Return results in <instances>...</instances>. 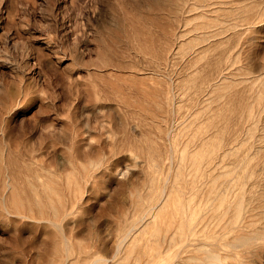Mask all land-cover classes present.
I'll list each match as a JSON object with an SVG mask.
<instances>
[{
  "label": "rangeland",
  "instance_id": "rangeland-1",
  "mask_svg": "<svg viewBox=\"0 0 264 264\" xmlns=\"http://www.w3.org/2000/svg\"><path fill=\"white\" fill-rule=\"evenodd\" d=\"M91 263L264 264V0H0V264Z\"/></svg>",
  "mask_w": 264,
  "mask_h": 264
},
{
  "label": "bare ground",
  "instance_id": "bare-ground-1",
  "mask_svg": "<svg viewBox=\"0 0 264 264\" xmlns=\"http://www.w3.org/2000/svg\"><path fill=\"white\" fill-rule=\"evenodd\" d=\"M216 1V0H215ZM198 2V1H197ZM189 3V2H188ZM215 3V2H214ZM198 4V3H197ZM186 7V6H185ZM200 7V6H199ZM197 8V7H196ZM183 14V13H182ZM234 177V176H233ZM259 177V176H258ZM226 180V179H225ZM35 188V187H34ZM33 188V189H34ZM35 190V189H34ZM254 193V192H253ZM216 198V197H215ZM247 199V198H246ZM225 229V228H224ZM176 230V229H175ZM203 230V228H178L181 237L188 238L191 235L198 233L199 231ZM213 230V228H212ZM208 232V231H207ZM227 233V232H226ZM170 235V234H169ZM177 235V234H176ZM198 236V235H197ZM200 237V236H199ZM124 238V237H123ZM180 238V237H179ZM182 239V238H181ZM180 239V240H181ZM190 239V237L188 238ZM184 241V240H183ZM188 242V241H187ZM192 243V242H191ZM199 243V242H198ZM188 244V243H187ZM197 244V243H196ZM204 244V243H203ZM189 245V244H188ZM193 245V244H192ZM205 245V244H204ZM186 246V244H185ZM184 247V246H183ZM198 250V249H197ZM178 255V254H177ZM187 259V258H186ZM99 260V259H98ZM92 264V263H91Z\"/></svg>",
  "mask_w": 264,
  "mask_h": 264
}]
</instances>
